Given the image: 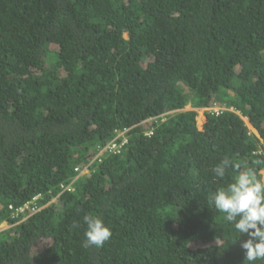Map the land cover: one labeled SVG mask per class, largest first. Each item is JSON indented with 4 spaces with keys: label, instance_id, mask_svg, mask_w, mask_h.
Returning <instances> with one entry per match:
<instances>
[{
    "label": "trees",
    "instance_id": "obj_1",
    "mask_svg": "<svg viewBox=\"0 0 264 264\" xmlns=\"http://www.w3.org/2000/svg\"><path fill=\"white\" fill-rule=\"evenodd\" d=\"M213 102L231 110L198 128ZM257 140L264 0H0V264H243L247 236L208 203L235 173L210 169L261 180ZM37 194L54 200L16 224ZM85 214L111 229L100 248Z\"/></svg>",
    "mask_w": 264,
    "mask_h": 264
},
{
    "label": "clouds",
    "instance_id": "obj_2",
    "mask_svg": "<svg viewBox=\"0 0 264 264\" xmlns=\"http://www.w3.org/2000/svg\"><path fill=\"white\" fill-rule=\"evenodd\" d=\"M128 128L130 130L131 126ZM259 153L264 155V150L263 152L259 151ZM262 162L264 161H256L257 164ZM210 171L217 181H226L230 173H235L230 182L222 183L216 187L208 203L217 213L222 214L224 222L232 225L239 236L241 234L247 236V239L240 243V247L244 250L243 264H256L257 261H264V181L257 178L252 168L242 166L241 163L234 162L228 156L222 157ZM59 190L60 193L74 191L73 181L59 184ZM42 199V196L37 194L23 205L11 208L15 223L19 224L25 221L54 200L42 203ZM83 223L85 225L84 247L100 248L110 239L111 229L100 215L85 214ZM10 226L12 225L3 221L0 223V231Z\"/></svg>",
    "mask_w": 264,
    "mask_h": 264
},
{
    "label": "built area",
    "instance_id": "obj_3",
    "mask_svg": "<svg viewBox=\"0 0 264 264\" xmlns=\"http://www.w3.org/2000/svg\"><path fill=\"white\" fill-rule=\"evenodd\" d=\"M206 111L208 112V114H210L211 116H216L218 114H220L221 112H223L224 110H226L227 108L225 106L219 105L218 103L213 102L210 107H206L205 108ZM171 113V111L159 114V115H155V116H151L148 120L152 121L153 123H157L158 121L162 122L165 120V118ZM129 128L128 127H123L122 129H115L114 130V137L112 138L111 142V147L112 148H116V147H124L125 144L127 143V132H128ZM152 134V130H147L145 132V135L149 136ZM117 139H120L119 145H117L115 142L119 141ZM264 154V153H263Z\"/></svg>",
    "mask_w": 264,
    "mask_h": 264
},
{
    "label": "rangeland",
    "instance_id": "obj_4",
    "mask_svg": "<svg viewBox=\"0 0 264 264\" xmlns=\"http://www.w3.org/2000/svg\"><path fill=\"white\" fill-rule=\"evenodd\" d=\"M191 109H192V107L189 104L184 108V110H191ZM195 111L197 113V116H196V124H197V127L198 128H201L202 125L204 124L205 120H206V117H205L206 116V112H205L206 109L205 108H201V109H196ZM247 126L249 128V133L252 135V132L254 133L255 132V129L253 127H251L250 125H248V124H247ZM256 142H257L258 146L260 147L259 148V151H262L263 152L264 149H263V146L261 145V143L259 142V140H257ZM86 171H87V167H85L84 170H80L79 173L80 174L81 173H85ZM259 173L261 175V180L264 181V171L260 170ZM4 227H5V225H4ZM0 229H1V227H0Z\"/></svg>",
    "mask_w": 264,
    "mask_h": 264
}]
</instances>
